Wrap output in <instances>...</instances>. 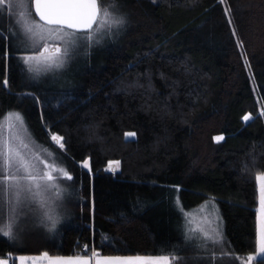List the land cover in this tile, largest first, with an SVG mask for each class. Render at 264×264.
I'll return each mask as SVG.
<instances>
[{"label":"trees","instance_id":"obj_1","mask_svg":"<svg viewBox=\"0 0 264 264\" xmlns=\"http://www.w3.org/2000/svg\"><path fill=\"white\" fill-rule=\"evenodd\" d=\"M115 3L123 26L51 82L27 79L0 20V117L18 112L72 176L64 218L0 236V258L96 251L243 264L255 252L253 177L264 172V0ZM207 197L218 202L225 244L200 255L183 210Z\"/></svg>","mask_w":264,"mask_h":264},{"label":"snow or ice","instance_id":"obj_2","mask_svg":"<svg viewBox=\"0 0 264 264\" xmlns=\"http://www.w3.org/2000/svg\"><path fill=\"white\" fill-rule=\"evenodd\" d=\"M223 2V0H222ZM15 5L23 11L19 12L17 24L20 30L31 43H25V50H33L37 54L26 55L23 61L28 65L30 72L39 74L41 71H50L64 66L70 56V52L75 49L78 42H88L99 44V37L109 35L114 28L119 29L124 24L122 16L115 15L117 6L115 0L105 5L102 0H0V10L3 6ZM34 15L39 19L32 18ZM7 85V80L3 82ZM260 115H264L261 112ZM245 121L251 119L246 115ZM19 127L24 132L23 117L19 113H8L0 119V130H9L8 135L0 131V196L7 197L6 203L9 209V222L0 227V236L7 237L8 240L15 239L13 234L14 219L17 208L23 200L29 198L35 200L41 195V190L56 188V179L53 173L62 175L67 180L72 176L64 168L56 167L54 163L41 159L39 153L29 156L24 150L29 148L24 138L15 131ZM135 133H127L132 137ZM222 136L216 137L217 142L222 140ZM51 140L60 149L64 148L63 137L51 135ZM46 155L51 157L52 153L44 150ZM43 165L42 170L38 167ZM83 168L90 169V162L85 160ZM119 168V161L110 162L108 170L115 171ZM253 182L258 191V207L254 209V242L255 255H248V262L255 261L256 264H264V172L254 175ZM179 203V202H178ZM203 211V209H201ZM191 216L192 214H187ZM51 219V218H50ZM191 223V220H189ZM189 229L190 235L187 239L200 240V247L207 249L209 245H218L223 248L225 241L219 225L211 227ZM55 228V221L52 223ZM106 239V238H105ZM20 264H176V257L172 255H114L100 256L99 252L93 251L91 256L85 252L83 255H73L68 257L49 256L44 253L41 256L19 257ZM241 260L240 257L232 256V261ZM0 264H8L7 260H0ZM12 264H15L13 260Z\"/></svg>","mask_w":264,"mask_h":264},{"label":"rangeland","instance_id":"obj_3","mask_svg":"<svg viewBox=\"0 0 264 264\" xmlns=\"http://www.w3.org/2000/svg\"><path fill=\"white\" fill-rule=\"evenodd\" d=\"M20 11H23V9L15 5L3 6L2 10H0V20H2V22L9 28V30L14 35V38L18 42V46L22 48V52L19 53L18 55H19L20 60L23 63L24 71L29 81H33V80L40 81V78H44L47 81L51 82L50 77L53 76V74H56V73L63 74L69 68L72 69L73 67H76L80 61L82 62L84 60V57H86L85 55H87L92 49H94V47L103 43L106 39L113 37L114 34H116L117 31L119 30V29L114 28L109 35H106L103 37L98 36V38L100 39L99 44L93 43L91 46H89L88 42H85V41L78 42L75 49H73L70 52V56L66 60V63L64 64L62 68L53 69V70L46 71V72L41 71L39 74H37L35 72H30L28 70V65H26L23 61L24 56L33 55L37 53L33 50H25V43L30 44L31 42L27 40V37L23 34V32L19 28V25L17 24ZM115 15L119 16L117 10L115 12ZM120 16H122V14ZM32 18L35 20H38L35 17L34 13H33ZM8 113H18V112L13 111V110L8 111L3 116H1L0 119L5 117ZM24 126L27 129V132H24L19 127L15 129V131L18 132L24 138L25 142L28 143L29 145V148L24 151L29 156L35 153H39L41 159H44L48 161L49 163H54L56 167L64 168L66 171H68L64 163L62 162L60 156L52 148L39 143L31 135V133L29 132L25 124ZM0 131H3L4 135L9 134V130H0ZM218 136H222V135L220 134L216 135L215 139ZM53 143L57 145L55 142ZM44 150H47V152L52 153V156L51 157L47 156ZM34 162L38 164V167L40 169L47 170L43 168V165H39L38 161H34ZM82 164L83 162L81 163V165ZM109 164L110 163H108V166ZM53 175L54 177H56V179L52 181L51 183H55L57 185L56 188L47 189V190L42 189L41 195L39 197H37L35 200L31 198L27 200H23L22 203L17 208V212H16L15 219H14V225H13V234L15 237H17V235L23 231L35 232L37 230H48L49 227L52 228L53 221H55V224H56L60 222L61 219L64 218V216L67 214L66 205L69 203V200L71 197V188L69 184L70 180H67L66 178H64L62 175L58 173H53ZM6 200H7V197L0 196V227H2L4 224H7L9 222V209H8ZM257 207H258V198H257L256 208ZM201 209H203V211H201ZM186 213L192 214V215L188 216L186 215ZM183 217H184V223L186 225L185 226L186 227L185 228L186 237L190 235V232H189L190 228L207 229L209 227V223H208L209 221H211V227H216L217 225H219V229L223 234L222 215L220 213L218 202L213 197H207L201 203L191 208L183 210ZM189 220H191V223H189ZM192 241L195 242L199 250V254L202 250L205 253L210 247H214V245H209V247L205 249L199 246L201 243L200 240L192 239ZM40 253L44 254L45 251L40 252ZM248 255H255V252L247 253L246 256L242 258L243 264L252 263L246 260V257ZM141 256H145V255H141ZM155 256H160V255H155Z\"/></svg>","mask_w":264,"mask_h":264},{"label":"crops","instance_id":"obj_4","mask_svg":"<svg viewBox=\"0 0 264 264\" xmlns=\"http://www.w3.org/2000/svg\"><path fill=\"white\" fill-rule=\"evenodd\" d=\"M43 252V251H42ZM48 253V252H47ZM43 255L42 253H35V254H19V255H16L15 256V263L16 264H20V260H19V257L23 256V257H34V256H41ZM49 256H52V257H56V256H62V257H68V256H73L74 254H71V255H56V254H49ZM75 255H83V254H75ZM89 256H91V253L88 254ZM100 256H114V255H101ZM0 260H7L8 261V264H11V256L9 257H3V258H0ZM26 264H31V261H26ZM94 264V262H93Z\"/></svg>","mask_w":264,"mask_h":264},{"label":"built area","instance_id":"obj_5","mask_svg":"<svg viewBox=\"0 0 264 264\" xmlns=\"http://www.w3.org/2000/svg\"><path fill=\"white\" fill-rule=\"evenodd\" d=\"M82 250H84V251H85V250H86V248H85V247H82Z\"/></svg>","mask_w":264,"mask_h":264},{"label":"water","instance_id":"obj_6","mask_svg":"<svg viewBox=\"0 0 264 264\" xmlns=\"http://www.w3.org/2000/svg\"><path fill=\"white\" fill-rule=\"evenodd\" d=\"M33 12H34V9H33ZM36 18H37V19H39V17H38V16H36Z\"/></svg>","mask_w":264,"mask_h":264}]
</instances>
